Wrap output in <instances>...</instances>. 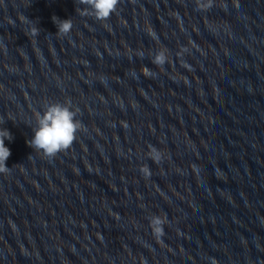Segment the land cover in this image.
I'll return each instance as SVG.
<instances>
[{
    "label": "clouds",
    "instance_id": "1",
    "mask_svg": "<svg viewBox=\"0 0 264 264\" xmlns=\"http://www.w3.org/2000/svg\"><path fill=\"white\" fill-rule=\"evenodd\" d=\"M120 0H76V3L85 5L84 8H76L77 14L81 16H91L100 22H106L113 13L117 11ZM214 0H196L197 10L207 11L212 8ZM58 31L56 34L67 36L73 25L71 19L60 20L53 17ZM32 34H39L36 26L32 27ZM167 50L158 51L152 58V63L161 67L168 62ZM142 56L143 52H138ZM180 55V53H178ZM145 77H151L153 73L149 68L144 67L141 72ZM80 109L75 107L71 99L63 102H50L44 106L43 113H35L36 127L33 128V137L26 141L34 151L42 153L49 160L54 159L59 153L67 152L77 138V133L83 129L80 120L77 119ZM13 139L9 130L0 128V173L6 174L10 168L6 167V161L11 155V151L5 145V140ZM147 155L157 164L162 160L163 153L156 147L149 145ZM139 171L145 179L151 176V171L147 165H143ZM167 217L153 214L149 218V226L156 240L161 242L164 236V225Z\"/></svg>",
    "mask_w": 264,
    "mask_h": 264
}]
</instances>
